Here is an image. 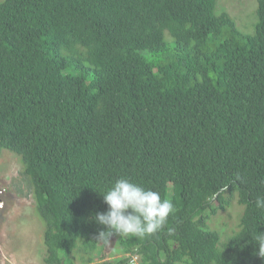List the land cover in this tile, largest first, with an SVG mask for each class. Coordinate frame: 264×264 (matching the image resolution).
I'll list each match as a JSON object with an SVG mask.
<instances>
[{
	"label": "trees",
	"instance_id": "trees-1",
	"mask_svg": "<svg viewBox=\"0 0 264 264\" xmlns=\"http://www.w3.org/2000/svg\"><path fill=\"white\" fill-rule=\"evenodd\" d=\"M249 27L217 0H0V150L31 184L44 264H264V0ZM121 178L173 211L96 262ZM233 201L222 241L209 217Z\"/></svg>",
	"mask_w": 264,
	"mask_h": 264
},
{
	"label": "rangeland",
	"instance_id": "rangeland-1",
	"mask_svg": "<svg viewBox=\"0 0 264 264\" xmlns=\"http://www.w3.org/2000/svg\"><path fill=\"white\" fill-rule=\"evenodd\" d=\"M217 5L227 10L240 28L245 31L250 28L256 0H217ZM241 212L242 206L233 201L225 211L211 215L208 226L218 230L221 240L225 241L237 225ZM42 231L33 190L23 173L20 157L9 150H0V264H44ZM114 246V241L106 245L99 243L100 254L94 255L95 261L101 260V254L103 259L119 257L120 254L113 251ZM71 256L75 264H79L76 254ZM134 261L138 262L135 258Z\"/></svg>",
	"mask_w": 264,
	"mask_h": 264
},
{
	"label": "clouds",
	"instance_id": "clouds-1",
	"mask_svg": "<svg viewBox=\"0 0 264 264\" xmlns=\"http://www.w3.org/2000/svg\"><path fill=\"white\" fill-rule=\"evenodd\" d=\"M102 195L108 210L96 213L94 220L104 226L96 238L106 244L113 233L138 237L152 234L162 228L173 211L172 202L162 200L157 191L146 190L125 178L116 180ZM255 203L264 209V197L257 198ZM255 244L256 254L264 258V233L255 238Z\"/></svg>",
	"mask_w": 264,
	"mask_h": 264
}]
</instances>
